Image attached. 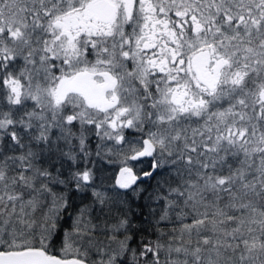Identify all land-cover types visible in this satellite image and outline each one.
I'll return each mask as SVG.
<instances>
[{
	"label": "snow or ice",
	"instance_id": "snow-or-ice-1",
	"mask_svg": "<svg viewBox=\"0 0 264 264\" xmlns=\"http://www.w3.org/2000/svg\"><path fill=\"white\" fill-rule=\"evenodd\" d=\"M0 264H264V0H0Z\"/></svg>",
	"mask_w": 264,
	"mask_h": 264
},
{
	"label": "trees",
	"instance_id": "trees-1",
	"mask_svg": "<svg viewBox=\"0 0 264 264\" xmlns=\"http://www.w3.org/2000/svg\"><path fill=\"white\" fill-rule=\"evenodd\" d=\"M68 165H66L67 167ZM120 164L119 163H108L107 161H97L96 163V169L98 170V175L100 180L104 182V185L107 187L111 183L114 182L115 178L118 175V168ZM144 187H147V184L144 185ZM91 197L90 195H86L83 200L80 198L76 199V208L73 209L72 216L76 214V209L79 207H83L84 205L90 203ZM139 210H137L138 212ZM147 209H145V212ZM178 223V222H177ZM72 226V219L71 217L66 218L65 222V228L67 230H70ZM144 227L147 229V231H137L136 236L134 240L132 241L133 247H139V244L143 240H151L155 239V233L148 228L147 224L144 225ZM60 247L59 244L56 245V250H58Z\"/></svg>",
	"mask_w": 264,
	"mask_h": 264
},
{
	"label": "flooded vegetation",
	"instance_id": "flooded-vegetation-1",
	"mask_svg": "<svg viewBox=\"0 0 264 264\" xmlns=\"http://www.w3.org/2000/svg\"><path fill=\"white\" fill-rule=\"evenodd\" d=\"M119 168H120V166H119Z\"/></svg>",
	"mask_w": 264,
	"mask_h": 264
},
{
	"label": "rangeland",
	"instance_id": "rangeland-1",
	"mask_svg": "<svg viewBox=\"0 0 264 264\" xmlns=\"http://www.w3.org/2000/svg\"><path fill=\"white\" fill-rule=\"evenodd\" d=\"M119 169V168H118Z\"/></svg>",
	"mask_w": 264,
	"mask_h": 264
}]
</instances>
